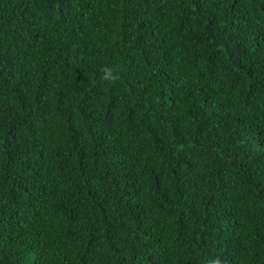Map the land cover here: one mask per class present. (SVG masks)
I'll return each instance as SVG.
<instances>
[{
  "label": "trees",
  "instance_id": "obj_1",
  "mask_svg": "<svg viewBox=\"0 0 264 264\" xmlns=\"http://www.w3.org/2000/svg\"><path fill=\"white\" fill-rule=\"evenodd\" d=\"M216 257L264 264V0H0V264Z\"/></svg>",
  "mask_w": 264,
  "mask_h": 264
},
{
  "label": "clouds",
  "instance_id": "obj_2",
  "mask_svg": "<svg viewBox=\"0 0 264 264\" xmlns=\"http://www.w3.org/2000/svg\"><path fill=\"white\" fill-rule=\"evenodd\" d=\"M101 71L103 73L101 76L102 81L114 84L118 80V76L114 74V70L111 67H103ZM210 264H224V262L219 257H216L210 261Z\"/></svg>",
  "mask_w": 264,
  "mask_h": 264
}]
</instances>
